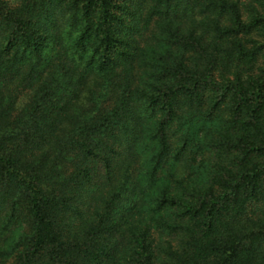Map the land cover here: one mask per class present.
Instances as JSON below:
<instances>
[{
    "label": "trees",
    "instance_id": "trees-1",
    "mask_svg": "<svg viewBox=\"0 0 264 264\" xmlns=\"http://www.w3.org/2000/svg\"><path fill=\"white\" fill-rule=\"evenodd\" d=\"M0 245L264 264V0H0Z\"/></svg>",
    "mask_w": 264,
    "mask_h": 264
},
{
    "label": "rangeland",
    "instance_id": "rangeland-1",
    "mask_svg": "<svg viewBox=\"0 0 264 264\" xmlns=\"http://www.w3.org/2000/svg\"><path fill=\"white\" fill-rule=\"evenodd\" d=\"M11 241V236L9 237L5 235V244ZM1 246V245H0Z\"/></svg>",
    "mask_w": 264,
    "mask_h": 264
}]
</instances>
